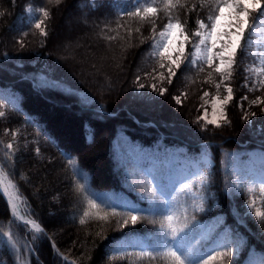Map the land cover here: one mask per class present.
<instances>
[{
  "label": "trees",
  "instance_id": "trees-1",
  "mask_svg": "<svg viewBox=\"0 0 264 264\" xmlns=\"http://www.w3.org/2000/svg\"><path fill=\"white\" fill-rule=\"evenodd\" d=\"M28 1L47 10L46 35L25 21ZM69 4L76 13L86 12L80 28L95 36V44L73 51L99 56L105 54L100 46L107 45L111 52L101 55L106 57L104 64L119 65V73L111 75L81 59L58 56L56 47L62 37L54 35L63 29L61 18ZM149 4L157 8L155 16L127 15L139 7L143 16ZM215 12V0H180L170 8L166 0H0V100L5 95L15 97L4 109L0 124L18 125L23 135L9 149L0 128V162L24 197L23 209L50 234L30 229L15 217L0 192V264H24L23 258L28 264H71L53 243L78 264H166L156 253L175 246L165 220L172 209L181 217L176 227L182 231L176 239L190 253L189 264H247L257 255L264 264V222L249 211L245 185L250 151L264 148V86L251 81L245 86L244 81L255 16L228 79L233 90V100L226 107L230 123L222 120L220 127L203 117L197 120L202 92L192 110L182 115L174 110L188 97L189 85L207 72L183 62L173 70L176 75L169 77L168 64L161 69V60L151 53L155 36L170 18L181 21L193 36L197 21H206ZM25 34L27 45L21 46L18 37ZM195 38L188 43V52ZM152 66V80L159 79L161 87L150 100L156 99L153 105H157L168 99L174 109L140 107L150 100L136 90L140 85L150 90L141 74ZM163 89L167 91L160 95ZM121 90L126 92L117 94ZM175 90H186L181 103L174 99ZM137 98L146 103H132ZM204 153H209L213 164L207 163ZM49 170L58 171L62 178L49 179ZM179 171L181 179L168 177ZM189 184L191 189L186 187ZM88 199L99 207L90 206ZM200 204L204 211L195 210ZM113 209L119 215H112ZM133 209L143 219L121 226ZM184 209L186 219L181 214ZM97 214L108 218L97 219ZM61 223L68 228L62 230ZM12 224L18 232H13ZM132 237L145 239V244ZM225 245L233 248L232 257L208 258Z\"/></svg>",
  "mask_w": 264,
  "mask_h": 264
},
{
  "label": "rangeland",
  "instance_id": "rangeland-1",
  "mask_svg": "<svg viewBox=\"0 0 264 264\" xmlns=\"http://www.w3.org/2000/svg\"><path fill=\"white\" fill-rule=\"evenodd\" d=\"M71 6H72V4H69V6L67 5V9L64 10V15L61 18V23H62L61 25H62L63 29L60 30L59 34L57 33L54 35L55 38H57L59 36L62 37L60 45L58 44V47H56V48H58V51H60L59 52L60 55H58V56L65 57L68 59H75L77 62L81 59L84 62H86L88 65H90L89 66L90 68H99V66H100V67H102L100 69H102L103 72L109 73L111 75H115V74L119 73L121 71L120 70L121 68L119 67V65H117V64L112 65L111 63H109L111 66L108 67L109 64H104V62L106 61L105 60L106 57L101 56V55H105L107 53V51H109L107 45H106V48L103 46H100L101 52L105 51L104 52L105 54H100L99 56L94 55L95 53H93V54L87 53L83 50L82 51H73V49H75V48L83 49L85 45L89 46V45L95 44V43H93L95 36L92 33L90 35H88L87 33H85V31L82 30V28H80L81 23H82L85 15H86V12L81 11L80 13L79 12L76 13L73 11L74 9ZM29 9H31V11H29ZM39 9H45V8L42 6H38L33 2L28 1L25 4L24 19L27 23L31 24L32 26H35L37 22L42 20L43 24H42L41 28L43 29V31H45V22H44L45 16L39 11ZM216 14L217 13L215 12L213 14V16ZM59 15H61V14H59ZM252 16H255V17H254L252 27H251V36L248 40V45H247V54L249 56V59L247 61V65H246V62L244 63V66H245L244 81L246 83L245 85L248 84V81H251L254 84H260V83L264 82V74H262V73H259L257 71H248V74H247L248 69H259L261 67H264V63H262V60H264V27H261L259 25V23L257 22V18L259 16V13H256V12L252 13L250 16L249 22L251 21ZM202 21H204V23L206 25H208L209 27L211 26L209 20L205 21L202 19ZM172 22L175 23L176 21H172ZM180 23L184 26V32H186L189 36L188 42L184 44V55H183V57H180L179 52L174 51L171 48L169 49V53L172 55V57L174 59H176L177 57L180 58V66L183 62L188 63L189 59H193V58L196 59L197 63L194 65H190V66L201 67V68H203V71L207 72V73L201 75V78H199L194 83L189 85V88L187 90L189 93L188 97L185 98L183 104L181 103V106H179V108L175 107V109H174V105H172L170 101H167L168 99H163L165 103L158 101L159 103H157V105L155 104L156 106L153 105L157 100L156 99L150 100V98H154L151 96V95H154V93H152V92H155V90L157 91L161 86L158 87L159 82L157 80H159V79L152 80L153 76L155 75L154 66L147 68V69H144L145 73L141 74V76L148 82V86H149L150 90L147 91L144 89V87H141V85H140V87H138V89L136 91L141 93L142 96L147 97V101L150 100V103L145 105V106H142L141 102L146 103V101L144 99L140 100L138 98L136 99L137 101H133V99H131L132 103L133 102L134 103L140 102L141 106L140 105H138V106H140L142 109H146L150 105H151L150 107L153 109L165 108V110H167V111L174 109L177 111V113L179 115L183 111L188 112L190 107H192V109H193L195 106L193 103L196 102L197 98L200 95V92H202V96H201L202 101L200 104L201 117H203L206 121H211L213 119H216L217 121H219V123H221V121L224 120V116L221 113V108H223V113L226 114L227 104L222 105V106L216 105V107L214 108V103H215L217 96L219 97L220 100H223L227 96V88L225 87V85L230 87V83L228 82V79H227V81L224 79V74L219 73L220 77H214L213 71H215V68L220 63L219 57H215L211 67H209L202 59H200L199 56H196V57L191 56V54L193 52H195L193 45L199 42V38H197V37L195 38V41L192 45V51L188 52V43L190 42V40L192 39L193 36H191V34H189L187 32L188 31L187 28L185 27V25L181 21H180ZM21 28H22V30L25 29V27H23V26ZM164 28H165V26L159 31V33L161 31H163ZM253 28H255V34H253ZM39 30H41V29H39ZM197 30L204 32L207 29H202V28L198 27ZM221 32H224L223 22L221 24L220 31H218V33H217V46L213 50V52L222 51V45L226 44V42H227L228 38H227L226 34L224 35V39L219 38ZM159 33L157 34V36H155L156 39H154L155 42H154L153 47L151 49V53L155 58H159L161 60V63H160L161 65L167 63L168 65H166V70H168V68L170 66L169 60H168V55L165 54V55L161 56L159 54L160 52L163 51V48L160 45H162L165 42V37H161L159 35ZM75 37H78L77 41L74 39ZM18 38H19L18 43L21 46L27 45L26 42L24 41V39L27 38L26 34L20 35ZM242 40H243V38H242ZM242 40L240 42V45L242 43ZM157 42H160L159 45L157 44ZM208 43H209V46H211V41H209ZM10 46H11V43H10ZM174 46L175 47L179 46V41L176 40L175 38H174ZM86 50L89 51L90 48L87 47ZM237 51H238V49H237ZM61 52L62 53L65 52L68 55L64 56ZM109 52H111V51H109ZM236 55H237V52H236ZM236 55H235L234 59L236 58ZM97 59H99V60H97ZM227 59H228V57H225V60H227ZM99 62H102V63L100 64ZM234 65H235V63L232 65L231 73H232V70L234 68ZM171 67L173 70L175 69V66H171ZM115 68H117V69H115ZM201 68H199V70ZM161 69H163L162 66H161ZM181 71H185V70L182 69ZM190 72H194V71L190 70ZM226 72H227V69H226ZM208 73H211V78L215 80L213 83L207 80V78H209ZM145 74H152V76L150 77V79H148ZM181 77H184V75L181 74ZM151 80L154 82H151ZM216 84H220L219 91H217V89L215 87ZM153 85H155V88L152 87ZM34 86H36V84H34ZM123 92H126V91L121 90V92H119L117 94H120ZM205 92H207L209 95L204 96ZM174 94H175V97L179 96L180 99L187 96L186 90H182V91L175 90ZM114 97H115V95H113L112 99H114ZM126 97H128V96H126ZM14 98L15 97H8L7 98V95H5V98L3 100H0V111L5 113L6 110H4V109L6 108L7 104L10 101H12ZM195 98H196V100H195ZM192 109L190 108V110H192ZM160 111H162V110H160ZM180 115H182V114H180ZM0 119H5V118L0 116ZM251 120H252V118H250L249 121L254 124L255 122H252ZM261 124H263V122ZM0 128H2V130L4 132V133H2L3 137L2 136L1 137L3 140L6 141L7 145L12 144V147H13L17 141L23 139V135H21V128L18 125L14 126V125L9 123L8 125L6 124L3 126L0 124ZM230 134H234V133L232 132ZM116 146H118V145L116 144ZM136 148H137V146H136ZM250 154H251V158L248 161L250 168H249V173L245 176V185L246 186H248L250 184L254 185L256 190L253 192H249V200L247 201V206H248V203L250 201L254 200L255 201V207L260 209L261 211H264V192H261L259 190V185L261 184V182H264V148L257 146L250 151ZM204 158L206 159V161L209 165L213 164L209 153H204ZM174 160H175V158L173 157L170 160V162H172ZM178 168H181V162L178 164ZM37 169H38V167H36V170ZM195 170L196 171L199 170L197 165L195 166ZM48 173H49V179L54 178L55 180H58V179L62 178V174H60L58 171L54 172V170L53 171L49 170ZM168 177L173 179V180L181 179V171L176 172L174 174H170ZM22 202H23L24 206H26L24 203V197L23 196H22ZM9 209H10V207H9ZM13 215H15V214H13ZM15 217H17V216L15 215ZM11 228H12L13 232H18V229L13 224L11 225ZM60 228L63 230V229L68 228V226L61 223ZM132 240L137 241V242H141L142 244H145V239H143V238L132 237ZM260 259H262V257L260 255H257L256 257L252 256L247 261V264H263ZM23 263L28 264V261L26 260V258H23Z\"/></svg>",
  "mask_w": 264,
  "mask_h": 264
},
{
  "label": "snow or ice",
  "instance_id": "snow-or-ice-1",
  "mask_svg": "<svg viewBox=\"0 0 264 264\" xmlns=\"http://www.w3.org/2000/svg\"><path fill=\"white\" fill-rule=\"evenodd\" d=\"M177 4H180V0H166V8L175 7ZM216 5V15H210L208 16V20L210 21L211 26L209 27L204 23V21H197V24L202 29H207L204 32H201L199 30L193 32V36L199 38V42L194 44L193 47L195 49V52L191 54V56L196 57L199 56L200 59H202L209 67H211L213 60L215 57H219L220 63L215 68V72L224 74V79H230L231 78V68L232 65L235 63V55L237 52V49L240 48V42L242 38L244 37L245 30L249 27V19L252 13L256 12L259 13V16L257 18V22L261 27H264V0H215ZM31 11V9H29ZM39 11L46 17L48 15L47 10L45 9H39ZM157 8L151 6V4L145 6L143 8V16H141V8H136L132 12H128L127 15L131 17H140L141 19H146L149 15L155 16L157 14ZM223 22L224 25V32H221L219 38L224 39V35H227V42L226 44L222 45V51L220 52H213V50L217 46V33L220 31L221 24ZM43 24V21H39L36 23L35 27L37 29H41L43 32V29L41 28ZM153 32H155V28H153ZM44 35H46V32H43ZM253 34H255V28H253ZM161 37H165V42L160 45L163 48V51L159 54L161 56L167 54L168 60H169V77H174L176 75L175 71H173L171 66H175V68H180V58L177 57L174 59L172 55L169 53V49H173L174 51H178L180 54V57H183L184 55V44L188 42L189 36L186 32H184V26L180 23V21L177 19L175 23L172 22L171 18L169 19V22L165 25V28L163 31L159 33ZM174 38L179 41V46H174ZM209 41H211V46H209ZM160 42H157L159 45ZM225 57H228L227 60H225ZM188 63L190 65H194L197 63L196 59H189ZM262 63H264V60H262ZM163 67V65H161ZM227 69V72H226ZM203 71V68L200 69ZM248 71H257L259 73L264 74V67H261L259 69H248ZM161 79H164L163 74H161ZM209 80H211V73H209ZM246 86V85H245ZM262 86H264V82H262ZM143 87V85H141ZM155 88V85L152 86ZM217 91H219L220 84L215 85ZM227 88V96L220 100L219 97H216L214 108L216 105H226L230 101L233 100V90L231 87ZM167 90L163 89L160 90L159 94L163 95ZM209 94L207 92L204 93V96H208ZM174 99L177 101V103H181V99L179 96L174 97ZM253 103H257V101H253ZM221 113L224 116L225 123H230V121L227 120L226 114L223 113V108H221ZM5 113L0 111V116H4ZM253 115H255L253 113ZM202 119V117H197V120L199 121ZM247 119V117H245ZM207 123L215 124L217 127H220L219 121L216 119H213L211 121H207ZM7 147L9 149L12 148V144H8ZM39 152V149L36 150ZM68 163L71 165L73 162L71 160L68 161ZM7 174L4 172L3 168L0 167V180L5 179ZM11 183V181H9ZM201 183H204V180L201 181ZM237 187H240L239 184L236 185ZM78 190H83L82 185H78ZM187 188L191 189L192 185L189 184L186 186ZM246 190L248 192H253L256 190L254 185H248ZM259 190L261 192H264V182H261L259 185ZM5 191L7 189L5 188ZM88 204L90 206L99 207L95 204V201L88 199ZM249 211L253 213L254 218L260 220L261 222H264V211H261L260 209L255 207V201H250L248 203ZM13 210L15 211V205L13 204ZM195 210L204 211L202 204L196 205ZM138 209H133L132 212H129L126 214L127 218L123 220V223L121 226H128L129 223L132 225L137 224L138 220L143 219V217L137 215ZM186 212L187 210H182V215H184L186 219ZM112 215H119L116 213L115 209H113ZM85 216H88L89 213L86 211L84 213ZM97 219H107V215L105 216H97L95 217ZM180 216L177 215L175 209L171 210V214L165 217V220L168 224V229L171 237L173 238L172 243L175 244L174 247H167L166 251L156 253V256L161 258L162 260L166 261V264H189V255L190 253L186 250H183L180 245V241L177 240V236L180 231H182L181 228L176 227V224L180 221ZM21 219H23L21 217ZM85 221L81 219V223L83 224ZM32 224L33 228L36 229V231H42V229L39 228V226L36 224V222L31 221L29 222ZM163 227V224H162ZM186 227V225H185ZM9 237H11V233L8 234ZM167 235V234H166ZM167 244L168 242L165 241ZM224 250L220 252H216L215 255H209L210 260H215L217 258H220L223 260L226 257H232L233 256V248L230 246H223ZM180 249V250H178ZM183 253V254H182ZM141 255H146L150 258L153 257L152 253H142ZM204 264H207V261L204 262Z\"/></svg>",
  "mask_w": 264,
  "mask_h": 264
},
{
  "label": "bare ground",
  "instance_id": "bare-ground-1",
  "mask_svg": "<svg viewBox=\"0 0 264 264\" xmlns=\"http://www.w3.org/2000/svg\"><path fill=\"white\" fill-rule=\"evenodd\" d=\"M0 185L1 188L3 189L5 195L11 202V205L13 207V204L15 205V211L17 214H19L23 219H29L30 221H34V219L29 218L22 210L21 206V200L20 197L18 196V193L16 191V187L14 184L9 183V179L6 178L3 180H0ZM5 188L7 191H5ZM35 222V221H34Z\"/></svg>",
  "mask_w": 264,
  "mask_h": 264
},
{
  "label": "water",
  "instance_id": "water-1",
  "mask_svg": "<svg viewBox=\"0 0 264 264\" xmlns=\"http://www.w3.org/2000/svg\"><path fill=\"white\" fill-rule=\"evenodd\" d=\"M1 167V166H0ZM4 170V169H3ZM4 172L7 174V178L9 179V181H11L12 184H14L16 186V188L18 187L15 183V181L10 177V175L8 174V172L6 170H4ZM18 190V189H17ZM16 190V191H17ZM19 196V195H18ZM20 197V196H19ZM10 206H11V209L13 210V207L11 205V202H10ZM14 211V210H13ZM27 216L31 219H33L29 214H27ZM24 222H31L29 219H22ZM36 222V224L40 227V229H42L47 236H50V234L46 231V229L44 228V226L38 221V220H34ZM31 224V223H29ZM31 227L33 228L32 224H31ZM55 247L59 250L62 258H64L65 260H69V262L73 263V260L71 258H69L65 253L61 252L60 249L58 248V246L56 245V243H54Z\"/></svg>",
  "mask_w": 264,
  "mask_h": 264
}]
</instances>
